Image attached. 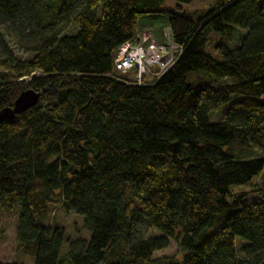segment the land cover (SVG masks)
Wrapping results in <instances>:
<instances>
[{"label": "trees", "instance_id": "1", "mask_svg": "<svg viewBox=\"0 0 264 264\" xmlns=\"http://www.w3.org/2000/svg\"><path fill=\"white\" fill-rule=\"evenodd\" d=\"M158 2L0 0V110L41 93L0 124V201L19 210L18 244L35 264L61 262L53 204L91 231L71 241L72 264L264 263V156L240 154L264 150V0L198 12ZM158 13L180 54L155 81L119 76L121 44ZM7 21L29 30L24 56L3 39ZM222 105L223 118L210 117ZM144 220L160 235L135 239ZM173 238L181 257L154 258Z\"/></svg>", "mask_w": 264, "mask_h": 264}, {"label": "rangeland", "instance_id": "2", "mask_svg": "<svg viewBox=\"0 0 264 264\" xmlns=\"http://www.w3.org/2000/svg\"><path fill=\"white\" fill-rule=\"evenodd\" d=\"M212 0H194L192 3H180L178 0H162L158 2V7L167 8L175 11H202L205 10ZM156 5V4H154ZM159 17L152 18H143L142 19V30L144 32L154 33L156 36V41L164 43L166 41L165 30L168 28L167 16L164 13H158ZM58 25H64V22H60ZM1 29L3 30V39L6 42V45L13 54L24 56L26 53V44L29 43V39L26 36L29 33V30L21 29L17 24L11 22H4L1 24ZM167 29V30H168ZM248 32L247 29H243V35ZM241 30H237L234 33L230 34L231 42L234 43L232 46H235L239 42V36ZM218 38V37H217ZM215 41H218L216 39ZM39 74V73H38ZM229 108L228 105H222L219 110H214L210 112V117L215 120H221L223 118V113ZM223 112V113H222ZM242 157L257 156L263 155L264 150L256 147L253 153L249 154L248 152L240 153ZM256 181H261V179H256ZM253 186L251 184L246 185H235L234 190H246L251 189ZM256 194V193H255ZM20 212L19 210H12L4 201H0V261L4 263H12L13 261L19 264H35V256L29 253H26L20 249L17 239V227H18V218ZM48 220L51 224L58 223L60 224L64 231H66L65 241L63 248L61 250V262L59 264H72L71 262V241H76L77 239H86L89 240L91 236V231L87 230L85 227V219L82 215L74 212H66L60 206L53 204L50 207V212L48 215ZM219 224L215 221L211 223L210 226L205 228L203 235H210L218 228ZM139 230L134 234V238L143 236L144 238L151 237L152 235L157 236L160 233L149 227L148 223L144 220L141 221ZM238 242L244 244L247 242L244 238L239 237ZM182 251L179 247L177 241L173 238L171 239L169 245L163 249L157 250L154 253V258H163L167 257H181ZM142 264H152L151 262H143ZM181 264V263H180ZM264 264V263H263Z\"/></svg>", "mask_w": 264, "mask_h": 264}, {"label": "built area", "instance_id": "3", "mask_svg": "<svg viewBox=\"0 0 264 264\" xmlns=\"http://www.w3.org/2000/svg\"><path fill=\"white\" fill-rule=\"evenodd\" d=\"M167 29L164 43L156 41L154 33L142 32L137 39L121 44L114 62L117 74L139 84L160 78L181 51L173 41L170 27Z\"/></svg>", "mask_w": 264, "mask_h": 264}, {"label": "water", "instance_id": "4", "mask_svg": "<svg viewBox=\"0 0 264 264\" xmlns=\"http://www.w3.org/2000/svg\"><path fill=\"white\" fill-rule=\"evenodd\" d=\"M40 92L32 88L22 91L21 94L16 98L14 107H5L0 110V124L8 119L15 118L18 113L27 111V109L37 105L40 99Z\"/></svg>", "mask_w": 264, "mask_h": 264}]
</instances>
